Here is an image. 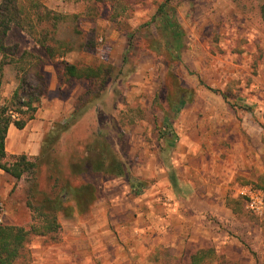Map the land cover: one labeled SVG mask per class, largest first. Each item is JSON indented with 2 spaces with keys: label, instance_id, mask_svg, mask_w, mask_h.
<instances>
[{
  "label": "rangeland",
  "instance_id": "374dc122",
  "mask_svg": "<svg viewBox=\"0 0 264 264\" xmlns=\"http://www.w3.org/2000/svg\"><path fill=\"white\" fill-rule=\"evenodd\" d=\"M18 2L30 8L34 0H13L12 5L22 12ZM40 2L59 14L60 19L37 23L36 11L31 7L25 8L19 17L26 31L21 25H10L3 41L5 47L0 51V107L22 85L31 96H40L35 117L25 128L16 129L14 136L24 138L33 133L41 136L37 133L42 128L38 131L34 125L41 114H45L42 116L45 132L41 149L47 133L57 123L69 121L79 103L83 104L84 115L72 130L62 135L54 155L44 158L45 164L38 174V199L34 203H42L51 192L47 193L52 182L53 169L49 165L52 159L58 162L64 177L73 178L70 173L73 153L84 149L86 141L96 140L99 130L110 145L105 148L118 153L132 177L129 182L126 177L103 179L93 174L85 175L100 191L94 207L85 214L75 213V217L60 213V229L49 235H31L15 264H89L94 243L102 240L98 237L94 241L90 236L89 226L97 203L110 193L119 196L128 191L126 196L132 198L145 191L150 181L142 179L139 170L143 165L145 168L150 165L153 151L167 147L158 142V136H200L201 122L206 121V103L213 105L208 109L211 114L208 123L209 130L213 128L209 135L215 136L216 114L220 116L225 111L221 103H216L226 102L227 110L232 111L235 104L249 102L246 90L264 71V0ZM161 5L166 6V12H173L172 21L180 27L179 44L167 30L166 21H160L159 15L153 18ZM9 12L15 13L7 11L9 17L12 16ZM30 16L38 25L37 37H41V29L46 27L50 31L46 39L48 44L56 47L64 44L65 48H71L66 56L49 57L27 31ZM47 22H51V27ZM168 45L176 47L178 58L169 54ZM24 52L29 54L22 56ZM63 61L86 65L103 62L122 72L109 78L104 85L86 79H67L63 76ZM181 88L185 102L176 111L174 101ZM215 89L224 92L226 97L214 92ZM167 118L171 122L170 129L164 134ZM230 126L233 127V122ZM90 154L96 157L95 152ZM27 155L31 160L37 157ZM30 180L27 176L17 179L0 168V222L31 227ZM67 199L73 203L72 196ZM243 213L250 220V228L243 227L247 230L242 232L245 238L240 237L242 240L237 245L222 246L217 249L218 253L227 264H264V215L258 216L249 209ZM163 248H168L169 256L177 257L185 252L160 247L137 264H153V254ZM113 254L108 252L107 256ZM129 258L135 260L134 256L129 255Z\"/></svg>",
  "mask_w": 264,
  "mask_h": 264
},
{
  "label": "crops",
  "instance_id": "0c3cea01",
  "mask_svg": "<svg viewBox=\"0 0 264 264\" xmlns=\"http://www.w3.org/2000/svg\"><path fill=\"white\" fill-rule=\"evenodd\" d=\"M214 92L225 98L224 92ZM246 92L247 105L240 102L232 111L226 102L216 103L225 111L216 114L215 136L209 135V103L200 136H158L167 147L153 151L150 165L139 170V176L150 181L145 191L132 198L126 196L128 191L110 193L97 203L90 236L103 241L94 243L89 264H137L160 247L178 252L220 249L245 238L243 227L250 228L243 213L246 193L251 187L264 191V71ZM42 116L34 125L38 131L42 128L37 133L41 136H14L18 128L10 126V155L39 154L45 132ZM108 252L114 254L107 256Z\"/></svg>",
  "mask_w": 264,
  "mask_h": 264
},
{
  "label": "trees",
  "instance_id": "16d2710c",
  "mask_svg": "<svg viewBox=\"0 0 264 264\" xmlns=\"http://www.w3.org/2000/svg\"><path fill=\"white\" fill-rule=\"evenodd\" d=\"M12 3L13 0H0V51L5 47L3 42L4 37L7 35L12 23L21 25L20 27L26 31V28L21 23L22 19H19V17L22 12H25V8L27 7L23 2H18L17 4L22 7V12H19ZM30 6L34 8L32 10L36 11L37 23L51 19H60L59 14L51 12L40 0H34ZM10 10L15 11L13 15L12 12H9V15H12L11 17L7 14V11ZM158 15L161 16L160 21H166L167 30L170 31L176 44H179L181 30L179 25L172 21L173 12H166V6L161 5L157 15L153 16V18ZM30 21V29H27V31L34 37L40 47L48 53L50 58L66 56L71 50V48H65L64 44H60L58 47L48 44L46 39L50 31L46 27H42L40 32L41 37H37L35 32L38 29V25L34 23L31 16ZM56 24V22L53 23L54 26ZM47 25L51 27L52 24L51 22H47ZM174 48H176L174 45H168L167 51L172 57L178 58V54L175 55L177 50L174 51ZM26 54H29V52H24L22 56ZM127 60L128 54H126L124 62L126 63ZM3 63H5V60H3ZM63 64V76L67 79H86L100 82L103 85L109 78L122 72V69H117L114 65L103 62L86 65L63 61ZM214 91L218 90L215 89ZM43 92L44 89L40 90L41 94ZM177 96L179 97L174 101L176 111L185 102L182 88L180 89V95L178 94ZM224 97L226 96L224 95ZM39 101L40 96H31L26 92L25 86L22 85L13 92L12 97L7 100L6 104L0 107V168L17 179L27 176L29 180L31 179L32 183L29 193V197L31 198L28 200V206L32 211L31 227L25 228L24 226L0 222V264H15L31 235H49V233L57 232L61 227V222L59 221L60 213H65L67 217H75V213H78V215L85 214L90 211L92 206L94 207L100 198V191L95 183L86 180L85 175L93 174L103 179L126 177L131 182L132 176L126 167V163L118 156L117 152L105 148V146L110 147V145L108 141L103 140L105 136H103L102 130H99L95 134V137H97L96 140L94 139L95 141H86L84 149L75 150L73 153L71 157L72 170L70 172L73 178L64 177V173L60 170L58 162L52 159L49 164L51 169H53L50 174V181L52 182L49 185L47 193L51 192H49V195L47 194V198L42 203H34L38 199L36 195L38 194V174L45 164L44 158L52 154L54 155L57 145L63 137L62 135L72 130L76 122L84 115L83 104L80 105L79 103L69 121L57 123L47 133L43 139L41 152L34 160H31L27 154L10 155L6 150V138L10 126L14 125L18 129L25 128L28 121L35 117ZM14 113L19 114L21 117H15ZM170 123V119L167 118L164 123V134L169 131ZM91 152H95L96 157L92 156ZM132 185L134 186V184ZM136 189L138 190L137 185ZM68 195L72 196L73 203L68 202ZM168 252V248L157 250L153 254V264H227L222 261V256L219 255L218 250L213 246L198 249L193 248L177 257L169 256Z\"/></svg>",
  "mask_w": 264,
  "mask_h": 264
},
{
  "label": "built area",
  "instance_id": "2783aa9c",
  "mask_svg": "<svg viewBox=\"0 0 264 264\" xmlns=\"http://www.w3.org/2000/svg\"><path fill=\"white\" fill-rule=\"evenodd\" d=\"M246 207L258 216L264 215V191L257 188H249L246 193Z\"/></svg>",
  "mask_w": 264,
  "mask_h": 264
}]
</instances>
